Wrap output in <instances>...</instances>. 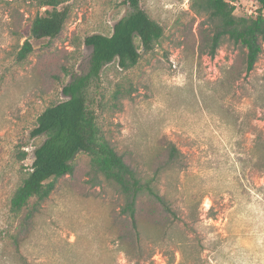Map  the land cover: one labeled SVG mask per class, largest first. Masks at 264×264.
<instances>
[{
  "label": "rangeland",
  "instance_id": "1",
  "mask_svg": "<svg viewBox=\"0 0 264 264\" xmlns=\"http://www.w3.org/2000/svg\"><path fill=\"white\" fill-rule=\"evenodd\" d=\"M192 2L141 0L162 26V37L152 50H139L140 59L128 72L107 64L92 89L102 131L142 173L162 147L178 150V160L157 184L176 214L173 226L142 232L144 262L119 252L108 225L120 195L106 184L91 187L86 156L79 154L74 173L57 181L41 206L32 240L21 249L30 264H169L172 258L176 264L180 240L190 244L191 256L195 245L204 264H264V43L250 71L245 49L228 39L209 55L204 36L212 21L197 15ZM13 4L23 13L28 34L36 7ZM13 4L0 1L1 219L22 167L30 166L33 149L43 141L30 135L37 116L64 99L61 87L70 76L61 67L85 72L90 50L84 37L110 34L126 12L122 0H71L64 31L51 41L30 39L34 52L17 66L9 56L16 43L8 27ZM234 4L236 15L254 14L257 7L254 0ZM124 76L135 91L120 99L116 111L100 109L102 95ZM22 150L26 156L19 161Z\"/></svg>",
  "mask_w": 264,
  "mask_h": 264
},
{
  "label": "trees",
  "instance_id": "2",
  "mask_svg": "<svg viewBox=\"0 0 264 264\" xmlns=\"http://www.w3.org/2000/svg\"><path fill=\"white\" fill-rule=\"evenodd\" d=\"M0 1L7 5L30 3L36 7L29 18L28 34L23 32L20 8L14 4L9 8V32L16 40L9 56L17 66L24 65L34 52L30 39H56L71 16V0ZM235 1L193 0L191 8L212 21L211 32L204 36L209 55L228 39L245 49V68L250 71L264 43V0H254L257 7L250 15H236ZM122 3L126 12L114 22L110 34L92 33L84 37L83 44L90 50L88 69L77 74L62 66L61 71L70 76L61 87L64 99L46 106L36 118L30 135H41L43 141L33 149L30 166L22 167L20 181L8 197L6 214L0 218V264H30L21 249L32 240L41 206L55 190L57 181L74 173L79 154L86 156V182L91 187L106 184L120 195L121 203L111 213L108 225L119 252L144 262L147 257L143 252L142 232H166L173 226L176 214L157 184L161 173L178 160V150L173 145L162 147L152 157L149 171L142 173L102 131L93 106L92 89L103 68L114 63L119 71L128 72L138 63L139 50H152L163 35L162 26L146 13L141 0H122ZM50 76L59 79L55 73ZM133 91L131 79L120 78L108 95H102L100 109L108 107L116 111L120 99ZM25 156L24 150L20 151L19 161ZM189 248L187 241H179L180 258L176 264H204L195 245L191 247L192 256ZM169 264H174L173 258Z\"/></svg>",
  "mask_w": 264,
  "mask_h": 264
},
{
  "label": "built area",
  "instance_id": "3",
  "mask_svg": "<svg viewBox=\"0 0 264 264\" xmlns=\"http://www.w3.org/2000/svg\"><path fill=\"white\" fill-rule=\"evenodd\" d=\"M45 7H43V9H44Z\"/></svg>",
  "mask_w": 264,
  "mask_h": 264
}]
</instances>
